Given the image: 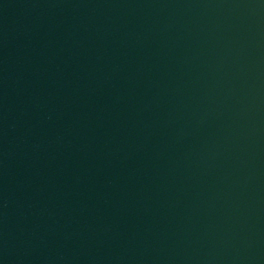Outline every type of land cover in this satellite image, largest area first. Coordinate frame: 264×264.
<instances>
[{
	"label": "water",
	"instance_id": "1",
	"mask_svg": "<svg viewBox=\"0 0 264 264\" xmlns=\"http://www.w3.org/2000/svg\"><path fill=\"white\" fill-rule=\"evenodd\" d=\"M0 264H264V0H0Z\"/></svg>",
	"mask_w": 264,
	"mask_h": 264
}]
</instances>
